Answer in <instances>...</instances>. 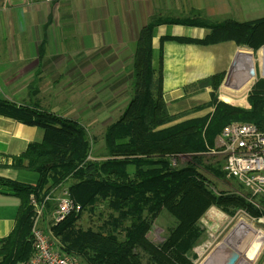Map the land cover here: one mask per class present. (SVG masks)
I'll return each instance as SVG.
<instances>
[{"label": "trees", "instance_id": "1", "mask_svg": "<svg viewBox=\"0 0 264 264\" xmlns=\"http://www.w3.org/2000/svg\"><path fill=\"white\" fill-rule=\"evenodd\" d=\"M157 25L158 21H150L137 39L128 71L132 94L119 119L107 127L102 155L93 154L98 136L81 118L45 109L40 102L17 106L0 98V114L44 128L43 139L29 143L26 152L9 165L36 172L37 181L31 184L0 176V192L20 197L15 227L0 238V264H21L30 258L35 251L31 196L42 203L51 195L45 201L47 213L55 208L54 199L62 187L82 209L51 228L61 250L76 254L84 264H194L188 253L203 236L201 218L211 206L229 216L243 210L250 217L264 218V196L252 197L256 205L239 193L216 191L204 173L225 178L220 159L212 164L204 159L225 125L249 122L264 130V79L249 91L250 108L219 99L221 74L213 78L211 101L198 113L170 115L164 100L162 57L159 68L152 65ZM215 29L250 48L264 46V18L245 24L227 22ZM211 41V36L200 40ZM186 155L190 161L172 164ZM101 204L106 205V215ZM163 210L175 218V224L157 244L149 232ZM84 212L99 213L101 224L96 229L83 228L79 222Z\"/></svg>", "mask_w": 264, "mask_h": 264}, {"label": "crops", "instance_id": "2", "mask_svg": "<svg viewBox=\"0 0 264 264\" xmlns=\"http://www.w3.org/2000/svg\"><path fill=\"white\" fill-rule=\"evenodd\" d=\"M262 18L264 0H0V73L10 94L29 101L5 99L17 106L40 102L45 109L49 106L48 110L73 117L69 115L72 89L83 85L74 83L83 82L89 69L125 71L141 30L156 20L152 65L159 68L162 57L164 100L170 115L198 113L211 101L213 78L221 74L219 99L226 94L244 103L251 74L258 71L251 84L264 79L255 53L259 49L226 38L229 33L215 28ZM208 36L213 41L200 42ZM246 55L255 56L256 70L251 71ZM24 80L32 84H19ZM43 136L42 126L0 114V176L14 179L20 168L9 167L13 158ZM19 205L18 195L0 192V238L15 227Z\"/></svg>", "mask_w": 264, "mask_h": 264}, {"label": "rangeland", "instance_id": "3", "mask_svg": "<svg viewBox=\"0 0 264 264\" xmlns=\"http://www.w3.org/2000/svg\"><path fill=\"white\" fill-rule=\"evenodd\" d=\"M255 53L259 57V73L264 75V46L258 51H255ZM131 62L132 60L128 61V67L125 69V71L120 73L112 71L97 73L95 70L89 69V72H87L83 77L85 78L83 79V82L74 83L83 85H75L74 89H72L74 101L73 109L69 115H73V117L71 116L72 118H81L80 120L86 126H88L92 135L98 136V141L93 146V154L102 155L105 153V133L107 131V127L119 119L131 97L132 92L128 85V77L130 74L128 71L131 68ZM117 66L118 65H116L115 68H118ZM256 74H258V71L251 74L252 78L250 80V84H246V90L250 88V91L254 86V84H251V82L256 78ZM18 75L19 74L15 76ZM2 76L3 75L0 73V88L2 89L0 98H12V100L17 103H20L21 100H24L23 98H19L17 93L10 94L9 91L11 92V89L7 91L8 85H6L5 79ZM19 84L32 83L24 80L23 83L20 82ZM262 86L264 87V84H262ZM245 89L243 93H245ZM6 92L10 94V97ZM232 94L236 95L234 93ZM224 95L222 94V98L220 100L227 102L228 104L234 106L241 104L243 108L251 107L249 103V96H245V100L243 101L244 103H240L236 99L237 96L230 98L229 96L226 97ZM24 101L27 102L29 100L26 99ZM69 102V100L64 101L63 106L61 107L65 108V105ZM47 108L50 109L49 106H47ZM63 112H59L58 114H62ZM217 158H219L218 155H204L205 162L210 164L219 161ZM190 160V156H180L177 160V164L182 165ZM204 173L207 174L209 181H211L216 186L210 187L211 189L239 193L257 205V203L252 200V197L254 196L248 198L250 196L249 191L246 188L242 189L237 180L228 179L226 177L217 178L205 170ZM14 175V179L17 178L19 181L25 183L32 184V182L35 183L38 179V174L36 172L27 169H20V171L16 172V174L14 173ZM99 207H102L101 210H104L106 215V212L108 211L105 208L106 205L101 204ZM101 221L102 217H99V213L91 216L88 212H84L79 223L81 226H83V228L92 227L96 229L97 226L101 224ZM200 223L204 230L203 236H201L199 242L191 247L188 253V256L194 259V264H229L231 260L227 261V258L230 255L229 250L231 251V249H228L227 245L229 243L237 244V240H234L236 236L234 231L241 223L252 226L255 230L264 233L263 216L258 218L250 217L243 210H238L233 216H229L216 205L210 207V209L201 218ZM174 224L175 218L166 210H163L159 217L152 224V228L149 232V238L157 244L162 243L168 233V227ZM231 238L232 240H229ZM234 245L231 246L236 249V246ZM234 263L235 261H233V264ZM263 263L264 244L254 258L252 264Z\"/></svg>", "mask_w": 264, "mask_h": 264}, {"label": "built area", "instance_id": "4", "mask_svg": "<svg viewBox=\"0 0 264 264\" xmlns=\"http://www.w3.org/2000/svg\"><path fill=\"white\" fill-rule=\"evenodd\" d=\"M51 1V0H47ZM218 155L222 161L225 177L235 179L249 191L251 196H264V130L254 123L231 122L217 136L215 147L207 153ZM177 164V159L172 160ZM55 197L56 205L45 210L46 196L40 203L31 196L35 216L32 238L35 251L21 264H84L79 256L64 252L52 231V226L62 222L69 214L79 213L81 205L72 198L69 190L62 187Z\"/></svg>", "mask_w": 264, "mask_h": 264}, {"label": "bare ground", "instance_id": "5", "mask_svg": "<svg viewBox=\"0 0 264 264\" xmlns=\"http://www.w3.org/2000/svg\"><path fill=\"white\" fill-rule=\"evenodd\" d=\"M246 58L251 61V67L255 66L254 55H246ZM234 232L236 234L234 240H237V244L229 243L227 245L228 249H231L227 261L231 260L229 264H233V261H235L234 264H252L264 244V233L245 223H241ZM229 240H232V238ZM231 245L236 246V249Z\"/></svg>", "mask_w": 264, "mask_h": 264}, {"label": "water", "instance_id": "6", "mask_svg": "<svg viewBox=\"0 0 264 264\" xmlns=\"http://www.w3.org/2000/svg\"><path fill=\"white\" fill-rule=\"evenodd\" d=\"M252 70H256V67H255V66H252V67H251V71H252ZM214 190H215V189H214Z\"/></svg>", "mask_w": 264, "mask_h": 264}]
</instances>
